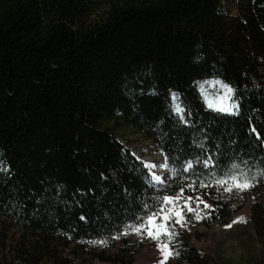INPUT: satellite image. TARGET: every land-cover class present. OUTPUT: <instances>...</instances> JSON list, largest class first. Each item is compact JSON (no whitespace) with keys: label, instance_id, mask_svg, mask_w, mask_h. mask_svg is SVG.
I'll return each mask as SVG.
<instances>
[{"label":"trees","instance_id":"16d2710c","mask_svg":"<svg viewBox=\"0 0 264 264\" xmlns=\"http://www.w3.org/2000/svg\"><path fill=\"white\" fill-rule=\"evenodd\" d=\"M102 1L0 0V264H132L145 243L126 226L168 188L242 169L259 244L244 264H264V0ZM213 77L236 114L199 98ZM128 133L184 176L151 182ZM198 194L217 222L242 204ZM185 239L174 264H208Z\"/></svg>","mask_w":264,"mask_h":264},{"label":"rangeland","instance_id":"374dc122","mask_svg":"<svg viewBox=\"0 0 264 264\" xmlns=\"http://www.w3.org/2000/svg\"><path fill=\"white\" fill-rule=\"evenodd\" d=\"M102 2L105 4L108 1L103 0ZM228 4L229 11L235 15L237 13L236 4ZM195 85L199 98L204 100L207 107H214L218 102H221L224 104V110L228 114H236V104L231 98V92L224 87V85L227 84L221 79L216 77L207 78L198 81ZM123 139L129 140L132 155L143 162L151 182L165 184L172 176L177 178L184 176L183 173L177 172L175 174V171L167 164L166 159L155 144L144 139L142 135L138 133H128L124 135ZM247 172L248 171L242 169L240 172L236 171L232 173V175L223 174L221 172L215 173L214 176L210 177L208 176L209 174L207 176L201 175L198 176L199 178L193 175H186L185 181L184 178L181 177V189H184L181 203L191 197L195 214L186 213L180 218L181 223L179 224L176 223L177 217L172 216L168 221V228L164 230L165 233L170 231L171 235L163 234L154 239L150 237L146 231L132 230L130 233L131 240L134 242L143 240L145 243L138 251L132 264H161V261H163V264H174V253L170 245L172 243L177 244V248H180L182 243L179 241H182L184 238L208 259V264H244L247 260L255 257L259 251V244L255 241L250 210L256 199V194L254 192V185L256 183H254V176L249 175ZM178 174L180 176H178ZM232 177H238L240 185L248 184L250 186L237 187V181L233 180ZM262 179L264 180V178ZM212 187L214 189L219 188L224 192L234 193L235 195L239 194L238 198L241 200L242 204L235 210L231 219L226 222H217L203 216V212L205 213L206 211L204 204L208 205V202L203 196L198 194V191L200 188ZM229 188L231 191H226V189ZM181 189L175 194H170V188H168L162 197L165 195L176 197L180 195ZM197 197L203 201V203H199V206H197ZM169 207H171V205ZM158 210L154 212H158ZM143 222L142 219L138 223L140 224ZM156 222L163 224L164 220H161L159 216H157ZM155 234L154 232V235ZM158 245H167L168 250H170L172 254L165 259ZM91 264L112 263L94 259Z\"/></svg>","mask_w":264,"mask_h":264},{"label":"snow or ice","instance_id":"6c2138e0","mask_svg":"<svg viewBox=\"0 0 264 264\" xmlns=\"http://www.w3.org/2000/svg\"><path fill=\"white\" fill-rule=\"evenodd\" d=\"M226 89H228L229 92L232 91V89L228 85H224ZM230 110V109H229ZM204 166H208V161L206 160L204 162ZM187 170V169H186ZM233 180H236V186L237 187H249L250 185L244 184L240 185L238 182V177H232ZM226 191H231V189H226ZM184 192V189L180 190V195L176 197H170V196H163L162 197V203H160V207L158 212H154L152 215L147 217H140L138 219H143V223L132 225L129 224L126 227L132 228L134 231H146L148 235L152 238H158L159 235L168 234L171 235V232L168 231L165 233V229L168 228V221L171 219L172 216H176V223H181V219L183 215L186 213H193L195 214V209L192 206V198L189 197L187 200H184L181 203L182 194ZM197 200V206H199V203H203L202 200H200L198 197ZM171 205V207H169ZM205 208L210 207L207 204H204ZM159 216L161 220H164L163 224L157 223L156 218ZM83 218V217H82ZM154 232L156 233L154 235ZM101 244L104 243V241H100ZM158 248L161 250L162 255L166 259L169 255H171V251L168 250L167 245H158ZM161 264H163V261H161Z\"/></svg>","mask_w":264,"mask_h":264}]
</instances>
